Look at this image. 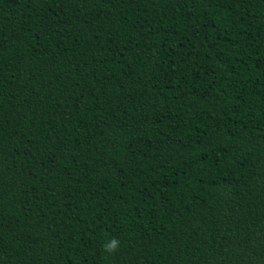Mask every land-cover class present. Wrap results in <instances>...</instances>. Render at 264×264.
Returning a JSON list of instances; mask_svg holds the SVG:
<instances>
[{
	"label": "trees",
	"instance_id": "obj_1",
	"mask_svg": "<svg viewBox=\"0 0 264 264\" xmlns=\"http://www.w3.org/2000/svg\"><path fill=\"white\" fill-rule=\"evenodd\" d=\"M0 264H264V0H0Z\"/></svg>",
	"mask_w": 264,
	"mask_h": 264
},
{
	"label": "clouds",
	"instance_id": "obj_2",
	"mask_svg": "<svg viewBox=\"0 0 264 264\" xmlns=\"http://www.w3.org/2000/svg\"><path fill=\"white\" fill-rule=\"evenodd\" d=\"M120 241L117 238H112L109 243L105 245V251L113 253L118 250Z\"/></svg>",
	"mask_w": 264,
	"mask_h": 264
}]
</instances>
